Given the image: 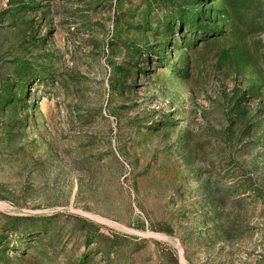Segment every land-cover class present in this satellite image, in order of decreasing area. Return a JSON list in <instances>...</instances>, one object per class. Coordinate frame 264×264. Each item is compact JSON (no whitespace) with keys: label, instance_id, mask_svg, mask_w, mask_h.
Wrapping results in <instances>:
<instances>
[{"label":"rangeland","instance_id":"1","mask_svg":"<svg viewBox=\"0 0 264 264\" xmlns=\"http://www.w3.org/2000/svg\"><path fill=\"white\" fill-rule=\"evenodd\" d=\"M0 264H264V0H0Z\"/></svg>","mask_w":264,"mask_h":264}]
</instances>
